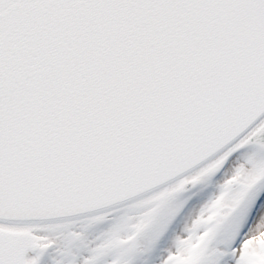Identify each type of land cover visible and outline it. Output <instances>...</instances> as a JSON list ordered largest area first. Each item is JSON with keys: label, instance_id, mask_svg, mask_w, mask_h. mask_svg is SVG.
<instances>
[{"label": "snow or ice", "instance_id": "1", "mask_svg": "<svg viewBox=\"0 0 264 264\" xmlns=\"http://www.w3.org/2000/svg\"><path fill=\"white\" fill-rule=\"evenodd\" d=\"M0 264H264V0H0Z\"/></svg>", "mask_w": 264, "mask_h": 264}, {"label": "rangeland", "instance_id": "2", "mask_svg": "<svg viewBox=\"0 0 264 264\" xmlns=\"http://www.w3.org/2000/svg\"><path fill=\"white\" fill-rule=\"evenodd\" d=\"M241 156L240 153L236 154V157L234 159H239ZM222 175V174H221ZM219 179V177H218ZM215 191L214 187L207 188L204 190L195 189L193 192L197 193L196 195H192V193H189L188 195L192 196V199L189 201L188 209L186 211H191L194 208H198L200 204H202L207 198Z\"/></svg>", "mask_w": 264, "mask_h": 264}, {"label": "water", "instance_id": "3", "mask_svg": "<svg viewBox=\"0 0 264 264\" xmlns=\"http://www.w3.org/2000/svg\"><path fill=\"white\" fill-rule=\"evenodd\" d=\"M194 190H195V189H194ZM194 190H193V191H194Z\"/></svg>", "mask_w": 264, "mask_h": 264}]
</instances>
